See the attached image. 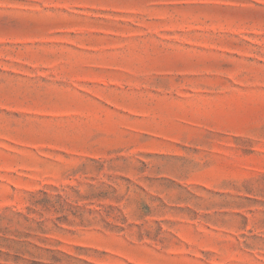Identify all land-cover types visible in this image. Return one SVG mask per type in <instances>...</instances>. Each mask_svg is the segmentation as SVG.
<instances>
[{"label":"rangeland","instance_id":"obj_1","mask_svg":"<svg viewBox=\"0 0 264 264\" xmlns=\"http://www.w3.org/2000/svg\"><path fill=\"white\" fill-rule=\"evenodd\" d=\"M0 264H264V0H0Z\"/></svg>","mask_w":264,"mask_h":264}]
</instances>
